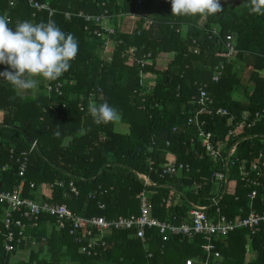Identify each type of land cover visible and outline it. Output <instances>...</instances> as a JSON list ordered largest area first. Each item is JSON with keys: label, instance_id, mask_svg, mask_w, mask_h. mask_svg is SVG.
<instances>
[{"label": "trees", "instance_id": "trees-1", "mask_svg": "<svg viewBox=\"0 0 264 264\" xmlns=\"http://www.w3.org/2000/svg\"><path fill=\"white\" fill-rule=\"evenodd\" d=\"M39 1L50 4L56 13L37 11L28 0H0V15H6L11 28L24 20L55 22L77 39V58L55 80L31 77L36 81L35 94L32 90L17 92L8 81L0 80V190L22 184L24 197L65 203L76 214L109 219L138 213V195L150 189L156 191L148 193L154 214L182 222L189 208L186 201L181 206L180 202L162 206L163 198L173 199L175 190L186 189L182 180L189 186L195 181L201 184L197 194L186 189L189 200L210 203L216 194L210 180L214 169L207 156L194 155L191 138L196 131L187 122L194 109L191 99L207 84L216 104L236 116L242 115L245 106L252 112L264 106V14L252 12L253 0H230L229 5H220L221 11L210 16L172 15L170 0ZM81 10L93 14L108 10L116 33L94 35V24L74 15ZM132 13L145 14L153 23L144 27L140 18L133 27ZM88 24L91 30L86 29ZM228 35L236 40L234 54L225 48ZM108 41L113 42L111 51L107 49ZM149 52L154 60L151 64L142 66L135 60ZM161 53L173 54L166 68L158 64ZM221 64L225 68L215 82L212 77ZM6 68L0 65V71ZM141 71L156 75L151 90L141 85ZM59 81L65 83L64 94L49 95L46 83ZM103 102L115 107L121 118L97 124L89 105ZM118 121L126 123L129 131H118ZM225 121L219 117L212 120L221 138L232 143ZM175 127H179L177 131ZM245 133L260 136L242 141L235 158L252 160L264 148V118ZM35 140L37 147L31 151ZM25 151L28 165L21 176L17 158ZM148 158L155 159L158 168L171 162H189L192 168L180 176L162 179L158 172L150 171ZM6 164L9 168L3 170ZM233 170L238 171L237 165ZM137 172L149 174L159 185L145 186ZM71 183L78 194L71 190ZM50 185L52 189H47ZM250 191L235 173L222 200L223 212L234 216L241 207L248 211ZM262 195L260 191L254 205L260 211L264 210ZM5 208L0 204V264H180V259L184 264L187 258L206 256L203 237L163 241L156 230L147 231L149 250L132 230H115L109 235L105 251L96 257L86 256L68 229H59L55 217L47 212L38 227H28L21 246L7 251ZM248 236L249 231L240 228L214 239L222 264H264V224L251 243ZM248 245L255 257H251ZM26 248L27 257L14 258ZM149 252L153 256L149 257Z\"/></svg>", "mask_w": 264, "mask_h": 264}, {"label": "built area", "instance_id": "built-area-1", "mask_svg": "<svg viewBox=\"0 0 264 264\" xmlns=\"http://www.w3.org/2000/svg\"><path fill=\"white\" fill-rule=\"evenodd\" d=\"M29 4L37 11L46 10L50 15L56 13L47 2L39 0H28ZM35 15V13H34ZM67 17H71V13H66ZM74 15L79 16L87 23H93L95 28L93 34L102 37L105 34L113 35L116 33V27L112 25L109 11L104 13L93 14L83 10ZM133 27L137 24V20L143 19L144 27H148L153 23V20L147 15L131 14ZM90 24L86 25L87 30L90 29ZM225 43V48L229 54L237 52L236 40L232 35H228ZM113 45L112 41H108L107 49ZM197 52V50H195ZM76 57L72 60H76ZM71 61V62H72ZM136 61L145 66L151 64L153 60L152 53H146L143 57L136 58ZM225 66L221 64L216 67L212 80L217 82L220 80ZM152 74L148 71H141L140 76ZM153 83L146 84L148 90H151ZM64 82H47L46 89L48 94L56 93L64 94ZM194 109L189 113L188 124L195 128V136L191 138V143L194 145L195 156L203 158L207 156L211 161V166L214 169L211 175V183L216 187V194L212 197L211 202L203 204L189 200L185 194L187 190H193L195 194L200 191L201 184L196 181L192 186H189L181 181L182 187L186 189L175 190L177 195L172 199L163 198V203L177 204L181 206V202L186 201L189 207L186 216L182 222L176 220L161 219L154 214V203L150 200L148 193H154L146 189L139 195L140 210L136 214L121 216L119 218H107L106 216H83L76 214L65 203H52L48 200L38 202L32 198L24 197L22 194L23 185L19 184L11 190H0V204L5 205L3 222L7 229L5 237V248L7 251H14L21 243L27 239L28 227L36 228L39 225L42 215L47 212L55 217L59 229H68L77 243H79L80 252L86 256H99L102 251L108 248V238L115 230H132L135 236L140 238L144 243V248L149 250L150 243L147 239V231L156 230L159 239L169 241L172 237L187 238L193 241L198 236L203 237L205 242L202 244V249L205 251V258H187L184 264H222V255L216 249L214 242L215 238L225 237L232 231L240 228L249 231L248 239L250 243L255 236L261 231L264 224V210L255 208V200L262 192V200H264V148L258 151L257 156L252 159L235 158L239 144L252 137L260 136L259 134L245 133L246 130L254 128L264 118V106L252 112L249 106H245L242 115L236 116L231 114L226 108L218 106L215 98L205 84L199 88V94L191 99ZM80 107L84 109L82 102ZM216 117L226 119L227 133L232 139L230 141L223 140L218 133L217 127L212 120ZM214 126V129H213ZM179 127H175L177 131ZM245 134L241 137L238 134ZM264 138V135L261 136ZM170 145V141L167 142ZM37 147V141H33L30 150ZM28 153L25 151L21 157L17 158L19 164V174L25 175L28 165ZM13 157V156H12ZM150 171L159 173V176L164 178H173L180 176L182 172H190L192 165L189 162H171L168 165L157 166L156 160L148 158ZM237 165V172H234L233 167ZM9 165L3 166V170H7ZM238 175L247 187L251 189L249 192V208L248 211L244 207L239 209V212L234 216H229L223 212L224 205L222 200L227 193L230 181L234 174ZM138 177L144 182L147 187L157 186L158 182L149 174L137 172ZM62 184V183H61ZM32 186L34 184L32 183ZM52 185L46 186L47 189H52ZM174 190V187L170 185ZM71 190L76 194L79 193L78 188L71 183ZM104 204L99 202V207L104 208ZM175 219V218H174ZM51 231V228L49 229ZM153 253L149 252V257Z\"/></svg>", "mask_w": 264, "mask_h": 264}, {"label": "clouds", "instance_id": "clouds-1", "mask_svg": "<svg viewBox=\"0 0 264 264\" xmlns=\"http://www.w3.org/2000/svg\"><path fill=\"white\" fill-rule=\"evenodd\" d=\"M170 4L172 15L177 16H210L221 11L219 0H170ZM251 10L264 14V0H253ZM77 52V39L53 21L24 20L11 28L6 15H0V65H7L0 71V80L8 81L17 92L32 90L35 94L36 81L31 77L57 79L70 68ZM89 112L97 124L121 118L107 102L90 104Z\"/></svg>", "mask_w": 264, "mask_h": 264}, {"label": "rangeland", "instance_id": "rangeland-1", "mask_svg": "<svg viewBox=\"0 0 264 264\" xmlns=\"http://www.w3.org/2000/svg\"><path fill=\"white\" fill-rule=\"evenodd\" d=\"M219 2H220V5H229L230 3V0H219ZM124 22H127V23H129V25H130V22L129 21H126V20H124ZM121 23V20H120V18H118V26L120 27V26H122V24H120ZM201 23H204V19H202L201 20ZM124 24V23H123ZM133 29V28H132ZM131 29V30H132ZM133 32V31H132ZM112 48H113V45H111L110 44V46H109V49H110V51L112 50ZM172 54L171 53H162L161 55H160V60H158V64H159V62L160 63H162L163 64V66H161L160 64V66L162 67V68H166L167 67V64H168V62H169V60L167 61V59H168V57H171L172 58ZM136 58H139V57H136ZM136 60V59H135ZM35 80V79H34ZM154 80H156V75L155 74H145V76L144 77H141L140 76V82H141V85L142 86H144L145 88H146V84H148V83H153L154 82ZM28 90H24L22 93H24V92H27ZM35 92H37V86H36V91ZM116 129L118 130V131H120V132H128L129 131V127H128V125L126 124V123H123V122H121V121H118V123L116 124ZM37 246H39V245H37ZM248 251L250 252V248H248ZM28 256V250H27V248L25 249V250H22V251H19L16 255H14V258L15 259H21L22 257H27ZM248 256V255H247ZM181 260L182 259H180L179 261H180V264H181ZM178 263V262H177ZM246 264V263H245Z\"/></svg>", "mask_w": 264, "mask_h": 264}, {"label": "crops", "instance_id": "crops-1", "mask_svg": "<svg viewBox=\"0 0 264 264\" xmlns=\"http://www.w3.org/2000/svg\"><path fill=\"white\" fill-rule=\"evenodd\" d=\"M171 59V57H168V60H170ZM167 60V61H168ZM159 64L161 65V66H163V64L162 63H160L159 62ZM155 81V80H154ZM197 157H199V156H197ZM212 175V174H211ZM211 177V176H210ZM214 185V184H213ZM215 186V185H214ZM248 248H251V245H248ZM249 253H251V257H255V252L254 253H252V251H250Z\"/></svg>", "mask_w": 264, "mask_h": 264}]
</instances>
